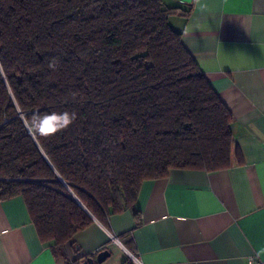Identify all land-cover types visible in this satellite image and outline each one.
<instances>
[{
  "label": "trees",
  "instance_id": "obj_1",
  "mask_svg": "<svg viewBox=\"0 0 264 264\" xmlns=\"http://www.w3.org/2000/svg\"><path fill=\"white\" fill-rule=\"evenodd\" d=\"M176 11L0 0V202L21 198L55 252L133 210L146 181L243 163L231 113L169 25ZM50 112L74 118L45 133Z\"/></svg>",
  "mask_w": 264,
  "mask_h": 264
},
{
  "label": "crops",
  "instance_id": "obj_2",
  "mask_svg": "<svg viewBox=\"0 0 264 264\" xmlns=\"http://www.w3.org/2000/svg\"><path fill=\"white\" fill-rule=\"evenodd\" d=\"M171 28L233 118L242 164L172 170L142 184L133 210L94 220L55 252L24 201L0 202V264H249L264 260V0H163ZM60 254H64L61 256Z\"/></svg>",
  "mask_w": 264,
  "mask_h": 264
},
{
  "label": "clouds",
  "instance_id": "obj_3",
  "mask_svg": "<svg viewBox=\"0 0 264 264\" xmlns=\"http://www.w3.org/2000/svg\"><path fill=\"white\" fill-rule=\"evenodd\" d=\"M58 117L62 119L64 123H67L69 119L74 118V116H69L67 114H62V113H55V112L46 113L43 117H41V120H40V122L43 124V129L45 133L52 131V128L49 122L55 121ZM46 121L48 122V125L45 124Z\"/></svg>",
  "mask_w": 264,
  "mask_h": 264
},
{
  "label": "water",
  "instance_id": "obj_4",
  "mask_svg": "<svg viewBox=\"0 0 264 264\" xmlns=\"http://www.w3.org/2000/svg\"><path fill=\"white\" fill-rule=\"evenodd\" d=\"M77 203L79 206H81L84 209V207L82 206V204L79 201H77ZM109 256H110L109 251L103 250V251L99 252L98 254H96L95 257L85 258L79 264H102L107 258H109Z\"/></svg>",
  "mask_w": 264,
  "mask_h": 264
},
{
  "label": "built area",
  "instance_id": "obj_5",
  "mask_svg": "<svg viewBox=\"0 0 264 264\" xmlns=\"http://www.w3.org/2000/svg\"><path fill=\"white\" fill-rule=\"evenodd\" d=\"M249 264H264V260H259V259L251 257L249 259Z\"/></svg>",
  "mask_w": 264,
  "mask_h": 264
},
{
  "label": "snow or ice",
  "instance_id": "obj_6",
  "mask_svg": "<svg viewBox=\"0 0 264 264\" xmlns=\"http://www.w3.org/2000/svg\"><path fill=\"white\" fill-rule=\"evenodd\" d=\"M45 124L48 125V122L46 121Z\"/></svg>",
  "mask_w": 264,
  "mask_h": 264
}]
</instances>
